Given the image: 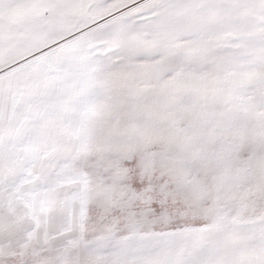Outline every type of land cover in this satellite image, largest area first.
<instances>
[{"label":"snow or ice","instance_id":"obj_1","mask_svg":"<svg viewBox=\"0 0 264 264\" xmlns=\"http://www.w3.org/2000/svg\"><path fill=\"white\" fill-rule=\"evenodd\" d=\"M0 264H264V0H0Z\"/></svg>","mask_w":264,"mask_h":264}]
</instances>
